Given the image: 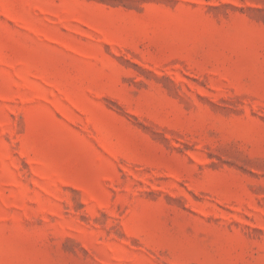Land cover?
I'll list each match as a JSON object with an SVG mask.
<instances>
[{
	"label": "rangeland",
	"instance_id": "374dc122",
	"mask_svg": "<svg viewBox=\"0 0 264 264\" xmlns=\"http://www.w3.org/2000/svg\"><path fill=\"white\" fill-rule=\"evenodd\" d=\"M0 264H264V0H0Z\"/></svg>",
	"mask_w": 264,
	"mask_h": 264
}]
</instances>
